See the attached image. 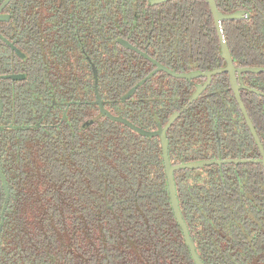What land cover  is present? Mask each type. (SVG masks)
<instances>
[{"label":"flooded vegetation","instance_id":"1","mask_svg":"<svg viewBox=\"0 0 264 264\" xmlns=\"http://www.w3.org/2000/svg\"><path fill=\"white\" fill-rule=\"evenodd\" d=\"M259 1L215 0L225 15L245 12L221 21L245 113L209 0H0L3 205L4 179L13 190L11 149L30 133L69 123L91 138L115 123L136 132L137 159L159 180L155 193L166 192L186 248L181 264H198L172 206L161 134L137 132L107 110L164 131L179 210L202 264H264ZM164 258L171 259L167 252Z\"/></svg>","mask_w":264,"mask_h":264},{"label":"trees","instance_id":"2","mask_svg":"<svg viewBox=\"0 0 264 264\" xmlns=\"http://www.w3.org/2000/svg\"><path fill=\"white\" fill-rule=\"evenodd\" d=\"M52 131L30 133L11 149L0 264H181V231L166 192L155 193L159 180L137 159L136 132L115 123L91 138L69 123Z\"/></svg>","mask_w":264,"mask_h":264},{"label":"water","instance_id":"3","mask_svg":"<svg viewBox=\"0 0 264 264\" xmlns=\"http://www.w3.org/2000/svg\"><path fill=\"white\" fill-rule=\"evenodd\" d=\"M209 2H210V5H211V8H212V11L214 13L217 29H218L220 37H221L222 53H223V56L228 61V65H227L226 69H229V68L232 69L233 78H231V80H232L233 88H234V90H235V92L237 94V98L239 100V103H240L241 107L244 110V105H243V103L241 101V98H240V95H239V90H238V87H237V78L235 77V71H234V65L232 63V57L230 55L227 43H226L224 35H223L221 21L225 20V19L241 18V17L244 16L245 12H237V13H234V14L225 15V14L220 12V10L217 7V4H216L215 0H209ZM97 98L99 99V104L102 106V102H101V100L99 98V95H98ZM103 111L111 119L123 121L130 128H132V129L136 130L137 132H140V133H142L144 135H156L158 133L161 134V136L163 138V150H164V155H165V164H166V168H167L169 190H170L171 202H172V206H173V209H174V213H175V216H176L177 220L179 221V223L181 224V226L183 228L186 240L191 246V249H192V252H193V255H194L196 261L198 262V264H202L201 260L198 258V256L196 255V253L194 251V246H193L192 242L189 239V236L187 234L186 225H185V223L183 221V218L181 216V212L179 210V205H178V200H177V193H176L175 182H174V177H173L174 167H172L170 165V162H169L168 153H167V139H166L165 135L163 134L164 131H162V132H159V131L149 132V131H146V130L142 129L139 126L134 125L131 121H129V120L125 119V118L115 117L111 113H109L107 110H103ZM244 112L246 113L245 110H244ZM175 118H176V115L172 116L170 118V121L168 122L166 127H168L174 121ZM90 123H91V121H88L86 123V125H88ZM4 186H5V190H6V201H7L8 198H9V189L7 187L5 179H4Z\"/></svg>","mask_w":264,"mask_h":264}]
</instances>
